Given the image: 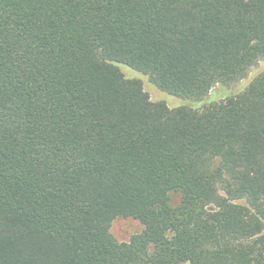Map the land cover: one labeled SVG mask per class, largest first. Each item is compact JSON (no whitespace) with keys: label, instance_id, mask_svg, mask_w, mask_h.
I'll use <instances>...</instances> for the list:
<instances>
[{"label":"trees","instance_id":"obj_1","mask_svg":"<svg viewBox=\"0 0 264 264\" xmlns=\"http://www.w3.org/2000/svg\"><path fill=\"white\" fill-rule=\"evenodd\" d=\"M262 59L264 0H0V264H264V71L120 69Z\"/></svg>","mask_w":264,"mask_h":264},{"label":"rangeland","instance_id":"obj_2","mask_svg":"<svg viewBox=\"0 0 264 264\" xmlns=\"http://www.w3.org/2000/svg\"><path fill=\"white\" fill-rule=\"evenodd\" d=\"M120 69L124 73L126 77L130 78H140L143 84L144 90L149 94V97L152 101H165L169 107H176L180 105H186L190 107H203L206 102L213 100H221L225 98L227 95L238 91L239 89L245 87L249 80L264 71V59L260 60L254 66H252L248 74L243 78L236 82H233L229 85L216 84L210 92L198 101H191L188 99H183L174 95L167 94L156 87L153 83H151L148 77L138 71L128 68L126 65L120 66ZM179 201V195L174 194L171 197V205H176ZM143 229V225L140 221L132 217H116L111 223V233L118 241H128L130 237L135 234L141 232ZM187 264V263H184Z\"/></svg>","mask_w":264,"mask_h":264}]
</instances>
